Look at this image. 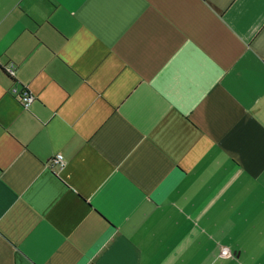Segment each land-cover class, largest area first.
<instances>
[{"label": "crops", "instance_id": "1", "mask_svg": "<svg viewBox=\"0 0 264 264\" xmlns=\"http://www.w3.org/2000/svg\"><path fill=\"white\" fill-rule=\"evenodd\" d=\"M0 264H264V0H0Z\"/></svg>", "mask_w": 264, "mask_h": 264}, {"label": "built area", "instance_id": "2", "mask_svg": "<svg viewBox=\"0 0 264 264\" xmlns=\"http://www.w3.org/2000/svg\"><path fill=\"white\" fill-rule=\"evenodd\" d=\"M6 71L10 75H12L14 73V65L9 64L6 67ZM10 90L12 93L16 94V96L19 98V100L21 101L23 106H28L29 102L34 97V94L25 87L18 89V87L16 85H12L10 87ZM64 162H65V159H64L63 154L61 152H55V154L53 155V157L51 159V164L53 166L60 167L64 164ZM220 254L228 256V255H233L234 252L231 249H229L227 246H221Z\"/></svg>", "mask_w": 264, "mask_h": 264}]
</instances>
